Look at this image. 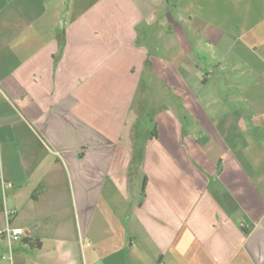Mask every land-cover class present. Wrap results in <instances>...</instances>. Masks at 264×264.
I'll return each mask as SVG.
<instances>
[{
  "label": "crops",
  "instance_id": "0c3cea01",
  "mask_svg": "<svg viewBox=\"0 0 264 264\" xmlns=\"http://www.w3.org/2000/svg\"><path fill=\"white\" fill-rule=\"evenodd\" d=\"M7 225L0 264H264V0H0Z\"/></svg>",
  "mask_w": 264,
  "mask_h": 264
},
{
  "label": "rangeland",
  "instance_id": "374dc122",
  "mask_svg": "<svg viewBox=\"0 0 264 264\" xmlns=\"http://www.w3.org/2000/svg\"><path fill=\"white\" fill-rule=\"evenodd\" d=\"M221 7H225L228 5V0H217ZM188 4V3H187ZM207 4V7L211 6L212 3L210 1H207L206 2ZM189 6H192V2L189 3ZM207 13H210L212 12V9H207L206 10ZM207 15H210V14H207ZM211 18H213V15L210 16ZM156 49V53L157 55L160 57V58H165L167 55L166 53V50L164 47H161V46H157L155 47ZM205 53V52H204ZM200 65L201 67L205 68V64L204 62H200ZM209 67L206 66V70L208 69ZM141 86L140 88L142 87H145V81H141ZM156 91H161V89H164L163 88V85L160 86V83L158 85H155L154 88ZM164 95L159 93V94H144L141 92V90L139 89V91L137 92V94H134V100H133V103L131 104V110H130V113L131 114H135L136 117H138L139 119V122L140 120L143 121L144 123L147 124L148 127L153 126L152 124V117L153 115L155 114V112L159 113V110L161 108H163L164 106H171V104L173 103H176L175 101V96L173 97L172 95H168L169 97L173 98V100L171 99H163ZM174 105V104H173ZM175 111V109H174ZM179 116V118L182 117V114L177 111H175ZM137 119V118H136Z\"/></svg>",
  "mask_w": 264,
  "mask_h": 264
},
{
  "label": "built area",
  "instance_id": "2783aa9c",
  "mask_svg": "<svg viewBox=\"0 0 264 264\" xmlns=\"http://www.w3.org/2000/svg\"><path fill=\"white\" fill-rule=\"evenodd\" d=\"M13 212V210L8 211L7 216L8 214H12ZM0 233L5 234V236H7V238L11 240H20L24 235V231L21 228L10 227L9 225H7L4 229L0 230Z\"/></svg>",
  "mask_w": 264,
  "mask_h": 264
}]
</instances>
